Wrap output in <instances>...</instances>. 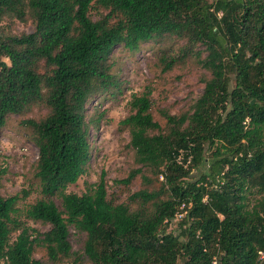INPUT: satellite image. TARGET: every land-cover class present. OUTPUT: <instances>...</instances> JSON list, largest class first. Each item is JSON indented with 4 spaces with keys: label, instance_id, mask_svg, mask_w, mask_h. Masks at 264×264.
I'll return each instance as SVG.
<instances>
[{
    "label": "trees",
    "instance_id": "obj_1",
    "mask_svg": "<svg viewBox=\"0 0 264 264\" xmlns=\"http://www.w3.org/2000/svg\"><path fill=\"white\" fill-rule=\"evenodd\" d=\"M93 9L105 13L93 19ZM6 20L33 30L15 34ZM165 36L201 47L194 55L210 76L189 110L161 111L163 127L148 94L132 95L120 124L140 167L120 182L141 175L144 188L129 196L136 206L108 198L104 173L86 192H67L89 158L97 118L86 120L87 102L121 92L113 49ZM38 104L46 115L22 123L34 132L41 193L58 195L63 210L45 198L20 210L18 195L0 191V264H42L36 244L70 264H264V0H0V130ZM70 227L86 234L81 255Z\"/></svg>",
    "mask_w": 264,
    "mask_h": 264
},
{
    "label": "rangeland",
    "instance_id": "obj_2",
    "mask_svg": "<svg viewBox=\"0 0 264 264\" xmlns=\"http://www.w3.org/2000/svg\"><path fill=\"white\" fill-rule=\"evenodd\" d=\"M104 13L101 9H93L90 15L93 19H98ZM2 25L15 34L33 30L30 20H6ZM186 45L183 38L165 36L142 42L134 50H129L123 44L115 46L110 56V62L113 64L111 71L122 82L121 92L116 95H95L87 102L86 120L90 122L93 117L97 118V122H90V153L84 172L75 183L67 186V192L79 195L86 192L88 185L98 182L100 175L104 173L108 198L114 203L125 202L131 207L136 206L129 200V196L145 185L140 174L129 184L120 182L127 178L132 170L140 167L134 159L128 129L121 125L120 121L129 114V102L134 94H148L154 118L162 127L165 125V119L161 111L179 114L190 109L202 93L205 80L210 75L200 66L194 55V51L201 47L190 52ZM162 57L166 63H171L170 68H165ZM47 111L44 104H38L23 113L9 114L0 130V166L5 170L0 182V191L4 197L18 195L16 207L20 210L41 198L54 201L58 208L63 210L58 195L47 197L41 193L40 182L35 175L38 148L33 141L34 132L22 123L28 118L38 120L45 116ZM205 169L206 164H203L193 169L190 176L196 178ZM143 172L150 174L145 168ZM160 180L161 178L155 179L148 189H158ZM21 219L40 232L49 228L48 224L27 220L23 215ZM177 224L178 220H173L168 229L177 231ZM85 239L84 232L70 227L69 241L73 251L81 255ZM33 256L42 264H70L67 259L51 261L41 244L35 245ZM81 264L89 262L83 257Z\"/></svg>",
    "mask_w": 264,
    "mask_h": 264
},
{
    "label": "built area",
    "instance_id": "obj_3",
    "mask_svg": "<svg viewBox=\"0 0 264 264\" xmlns=\"http://www.w3.org/2000/svg\"><path fill=\"white\" fill-rule=\"evenodd\" d=\"M177 217H181L183 214L182 213H176L175 214ZM213 264H217V260L214 258V260L212 261Z\"/></svg>",
    "mask_w": 264,
    "mask_h": 264
},
{
    "label": "water",
    "instance_id": "obj_4",
    "mask_svg": "<svg viewBox=\"0 0 264 264\" xmlns=\"http://www.w3.org/2000/svg\"><path fill=\"white\" fill-rule=\"evenodd\" d=\"M253 102V101H252Z\"/></svg>",
    "mask_w": 264,
    "mask_h": 264
}]
</instances>
